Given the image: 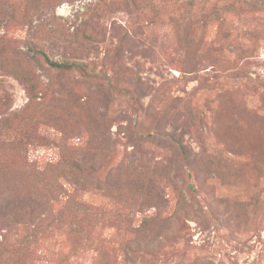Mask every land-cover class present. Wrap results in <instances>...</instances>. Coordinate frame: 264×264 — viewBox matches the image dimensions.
<instances>
[{"label":"rangeland","instance_id":"rangeland-1","mask_svg":"<svg viewBox=\"0 0 264 264\" xmlns=\"http://www.w3.org/2000/svg\"><path fill=\"white\" fill-rule=\"evenodd\" d=\"M0 264H264V0H0Z\"/></svg>","mask_w":264,"mask_h":264},{"label":"trees","instance_id":"trees-1","mask_svg":"<svg viewBox=\"0 0 264 264\" xmlns=\"http://www.w3.org/2000/svg\"><path fill=\"white\" fill-rule=\"evenodd\" d=\"M37 54H39L41 56V58L43 59V61L50 67L52 68H56V69H61V70H68V69H79V70H84V65L77 60H70V61H57V60H53L51 59L44 51H42L41 49H37L35 51ZM81 200L78 202L79 204ZM81 206H84L86 209H90L89 204L88 203H82Z\"/></svg>","mask_w":264,"mask_h":264}]
</instances>
